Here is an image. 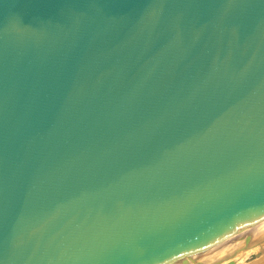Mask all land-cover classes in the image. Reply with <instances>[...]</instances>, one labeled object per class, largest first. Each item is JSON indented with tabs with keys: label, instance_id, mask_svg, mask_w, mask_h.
I'll return each mask as SVG.
<instances>
[{
	"label": "water",
	"instance_id": "water-1",
	"mask_svg": "<svg viewBox=\"0 0 264 264\" xmlns=\"http://www.w3.org/2000/svg\"><path fill=\"white\" fill-rule=\"evenodd\" d=\"M263 224L264 0H0V264H187Z\"/></svg>",
	"mask_w": 264,
	"mask_h": 264
},
{
	"label": "bare ground",
	"instance_id": "bare-ground-1",
	"mask_svg": "<svg viewBox=\"0 0 264 264\" xmlns=\"http://www.w3.org/2000/svg\"><path fill=\"white\" fill-rule=\"evenodd\" d=\"M256 230L257 232H255ZM256 230H253V232L256 234L252 233L253 235H251V231L243 238L227 245L215 256H194V258L191 259V262L187 264H226L231 260H235L231 257L236 255L241 250H247L249 248L255 247L259 243L258 239L264 237V226H259ZM229 246H231V248ZM224 253L225 256L222 257ZM226 260L228 261L224 263Z\"/></svg>",
	"mask_w": 264,
	"mask_h": 264
},
{
	"label": "rangeland",
	"instance_id": "rangeland-1",
	"mask_svg": "<svg viewBox=\"0 0 264 264\" xmlns=\"http://www.w3.org/2000/svg\"><path fill=\"white\" fill-rule=\"evenodd\" d=\"M261 226H264V224ZM256 229H254V231ZM255 232H257V230ZM255 232L252 231L251 235L256 234ZM258 242L259 243L255 247L249 248L247 250H241L236 255L231 257L232 259L236 260L235 264H264V237L259 238ZM229 247L231 248V246ZM223 256H225V253L222 255V257ZM227 261L228 260L224 261V263Z\"/></svg>",
	"mask_w": 264,
	"mask_h": 264
}]
</instances>
